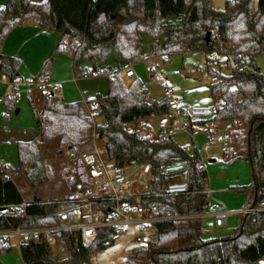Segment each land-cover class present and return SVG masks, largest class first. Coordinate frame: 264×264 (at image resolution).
<instances>
[{
	"label": "trees",
	"instance_id": "16d2710c",
	"mask_svg": "<svg viewBox=\"0 0 264 264\" xmlns=\"http://www.w3.org/2000/svg\"><path fill=\"white\" fill-rule=\"evenodd\" d=\"M28 19L37 20L43 31L61 34L54 54L72 56L76 78L89 75L86 63L96 69L97 63L104 67L112 60L110 67L116 70L108 76V95H96L85 104L61 102L54 92L43 95L42 112H36L39 135L31 142L18 144L19 166L14 171L32 189L33 198L26 217L14 213L0 216V230L56 224L54 214L61 200L50 203L35 192L49 182V158L44 156L43 146L58 139L54 156L64 158L69 153L89 150L96 135L105 143L106 162L152 166L154 179L148 186L144 206L156 203L178 216L195 217L160 224L157 240L121 264H260L264 259L263 215H244L230 236L204 239L200 217L210 206L206 189L209 176L198 148L188 153L171 136L154 142L140 140L130 124L162 117L173 105L167 97L148 102L142 81L128 82L132 86L127 88L119 72L143 60L146 36L159 40L151 56L198 52L209 57L213 51L227 50L229 74L215 71L210 61L207 65L208 74L218 77L209 85L219 109L217 119L227 125L239 121L238 127L227 132V150L222 159L227 163H249L252 183L235 189L246 193L245 208L256 206L264 200V74L258 65L259 57L264 60V0H228L224 9H216L213 0H8L0 9V43ZM208 33L210 41L206 40ZM51 62L52 59L48 64ZM21 64L19 59L0 54V73L11 82L20 77ZM45 72L46 68L42 73ZM40 78L41 75L35 77V82ZM85 105L96 110L104 122L96 123L88 116ZM174 159L188 161L192 167L190 193L184 196L163 194L167 179L159 168ZM23 202L16 181L0 171V210ZM114 234V229L102 228L95 242L86 248L79 232H64L60 241L67 251L66 258L53 256L44 240L21 244V256L25 264H92V255L107 248L106 242ZM10 250L0 241V254Z\"/></svg>",
	"mask_w": 264,
	"mask_h": 264
},
{
	"label": "built area",
	"instance_id": "2783aa9c",
	"mask_svg": "<svg viewBox=\"0 0 264 264\" xmlns=\"http://www.w3.org/2000/svg\"><path fill=\"white\" fill-rule=\"evenodd\" d=\"M223 53L224 50L222 48L220 51L211 52L209 61L216 63L218 54ZM198 71L202 70L198 69ZM119 74L125 85L128 82L134 83L138 79L133 66L124 68ZM100 75H102L101 70L91 72L93 77ZM38 85L40 88L48 86L44 79ZM34 86H36L35 83ZM14 94V97L18 95L16 86ZM166 97L173 105L172 110L161 117V122L157 129L152 127L155 117L149 119L148 122L142 121L137 125L134 124L132 131L137 134L140 140L154 142L171 136L172 132L166 121L176 120L178 127L192 140L191 145L184 147L186 152L192 153L194 147L199 148L195 139L197 135L202 134L207 141L203 146V151L207 153L210 150L209 142L219 138L220 135L225 138L229 128L232 129L239 126V121L237 120L229 125L219 121L217 119L219 109L214 103L210 105L194 104L181 106L176 104L178 100L171 98L170 93H167ZM27 98L30 102L34 101L31 93H27ZM4 101V98H0V105ZM86 110L88 116L95 118V120L98 118L96 110H93L88 105H86ZM93 139L95 147L91 151L83 154H68V157L75 163L82 162L83 167H81L86 182L84 186L79 188L78 194L58 203L54 214L56 224L30 228L19 226L0 230V240L12 236H17L23 243L44 240L51 247V251L55 253L64 232H79L82 245L89 248L97 239L98 230L102 228L115 230L113 237L106 242L107 245H111L120 239L126 228L135 225L140 232L136 239L137 242L147 247L156 240L157 228L160 224L185 221L186 216H178L170 209L164 210L156 203L150 206L143 205V200L148 194V186L154 179L153 168L150 164L143 166H119L115 164L109 166L104 159L106 156L105 145L98 144L101 140L96 135ZM225 150H227L226 146ZM199 153L205 166L204 157L201 151ZM191 168V164L188 161L178 159L161 165L159 171L167 179L163 194L169 197L189 194ZM29 205V203H23L21 205L23 210L14 214L22 218L26 217V210ZM235 214L240 216L261 214L264 217V200L260 201L256 206L244 207L236 212L229 210L215 211L214 227L224 229L228 219ZM10 215L6 211L0 213V216L3 217Z\"/></svg>",
	"mask_w": 264,
	"mask_h": 264
},
{
	"label": "rangeland",
	"instance_id": "374dc122",
	"mask_svg": "<svg viewBox=\"0 0 264 264\" xmlns=\"http://www.w3.org/2000/svg\"><path fill=\"white\" fill-rule=\"evenodd\" d=\"M226 1L228 0H213V5L216 9H224ZM66 42H68V40H66ZM154 43L155 39L147 36L145 37V47L142 52L143 60L133 66L138 79L142 81L144 88L147 90L148 102L160 101L166 98L167 93H170L171 98H176L178 100L176 102L177 105L212 104L214 98L211 95L209 85L217 82L216 80L218 77H212L208 74L207 65L209 57L198 52H187L169 57L151 56L150 52ZM228 53L229 52L226 50L223 54H218L217 62L210 63L215 71H220L226 75L230 73L226 66V55ZM258 65L264 74V60L261 57L258 58ZM87 67L91 71H97L102 70L101 68L103 66L97 63L96 69H94L89 63ZM104 67L106 68V66ZM198 69L202 71H198ZM111 70L112 72L114 71L113 69ZM84 80L86 84L91 86L92 91L105 93V96L108 95V77L95 79L91 77ZM38 83L35 82L36 88L40 89L38 90L39 100H41L43 106V95L45 94L48 96L51 89L49 86L40 88ZM132 84L130 86L126 84V87L129 88ZM32 86V89H35L34 82H32ZM80 97L82 98V96ZM41 111L40 109L39 114ZM96 122L102 124L104 121L101 118H96ZM166 123L171 132L175 133L174 135L172 134V136L180 146L186 147L192 144L191 138L178 127L176 120L166 121ZM133 128L134 124H130V129L132 130ZM97 141L99 142V140ZM195 142L199 146L198 151H201L205 160L206 170L210 177V184H207L206 189L213 192V196L210 199L212 205L214 204V207L216 206L215 210L217 212L225 210L236 212L244 208V195L238 194L231 190V188L236 186L246 187L252 183V171L249 163L246 160H237L233 163H227L222 159V153L226 146L225 138L222 137V135L208 143L210 150L207 153L203 151V146L207 141L202 134L196 136ZM98 144L105 145L103 141H100ZM58 147V139L53 140L47 146H43V154L47 159L49 158L47 164L49 182L37 188L35 191L37 195L50 203H52V200L60 199L61 201H65L74 197L78 194L79 188L84 186L86 182V178L83 174L82 162L75 163L68 155L64 158H56L54 154ZM94 147L95 141L93 139L91 148L85 152L91 151ZM10 157L11 161L17 165L18 161L15 153L14 156ZM211 160H216V162L212 163ZM16 182L18 188L22 190L25 201L30 202L34 194L32 189L26 184L22 177L18 178ZM241 217L242 216L237 214L232 215L227 221L224 229H212L210 225L213 224L214 226V222L209 225L205 223L204 219V239L230 236L240 225ZM194 218L193 216H186L184 220L186 222ZM210 219L215 221L214 218ZM139 235L140 232L137 226L132 225L126 228L119 240L115 241L104 250L92 255V264H121L134 252L145 248V245L138 243L136 240ZM53 256L59 258H66L68 256L61 241H59L58 250L56 253H53ZM260 264H264V259Z\"/></svg>",
	"mask_w": 264,
	"mask_h": 264
},
{
	"label": "crops",
	"instance_id": "0c3cea01",
	"mask_svg": "<svg viewBox=\"0 0 264 264\" xmlns=\"http://www.w3.org/2000/svg\"><path fill=\"white\" fill-rule=\"evenodd\" d=\"M31 1L34 3H43L47 0ZM7 2L8 0H0V9H4ZM60 38V33L43 31L39 28L37 20L28 19L14 27L7 34L4 41L0 43V54L19 59L22 63L20 77L15 82H11L7 76L0 73V98H4L5 100L8 97L9 99L0 105V171L5 173L6 178L10 177L15 181L18 179L14 175L15 169L19 166L18 144L31 142L39 135L36 112L39 113L43 106L41 100H39L38 90L40 89H37L36 86H34L35 89H32V82L35 83V76L41 75L40 80L44 79L46 81L51 89L50 92H54L61 102L75 103L82 101L85 104L96 95L101 94L105 96V93L92 91L91 86L86 84L84 79L108 77L113 75L116 70L114 66L110 67L112 64V60H110L106 68H101L102 75L93 77L91 76L92 71L87 67L89 63H86L85 66L87 67L86 70H88L89 75L76 78L73 74L72 56L63 52L54 54ZM155 44H159V40L155 39ZM50 59H52V62L48 64ZM45 68L47 72L42 73ZM111 69L114 71L112 72ZM15 86L18 88V95L14 97ZM27 93L32 94L33 102L28 100ZM143 122H148V120ZM172 134L174 135L175 133ZM172 134L171 137H173ZM14 153L17 156V165L11 161L10 157L14 156ZM211 162L214 163L216 160H211ZM208 184H210V177ZM231 190L238 194H243V198H245L243 203H245L246 193L236 191L235 187L231 188ZM19 191L22 194V190L19 189ZM207 193L210 199L213 196V192L207 190ZM23 203L31 204V202H26L25 198ZM22 204L1 209L0 213L2 211H6L8 214L16 213L17 211L23 210ZM215 207L214 204L212 205L210 199L209 209L200 217L202 224L204 219L205 223L209 225L214 222L210 218H214ZM210 226L212 229H217L213 224ZM0 241L3 242L5 247L11 248L10 252L0 254V264H25L21 256L20 245L23 242L20 238L12 236Z\"/></svg>",
	"mask_w": 264,
	"mask_h": 264
},
{
	"label": "water",
	"instance_id": "95a60500",
	"mask_svg": "<svg viewBox=\"0 0 264 264\" xmlns=\"http://www.w3.org/2000/svg\"><path fill=\"white\" fill-rule=\"evenodd\" d=\"M210 37H211V34L208 33L207 36H206V40H207V41H210ZM160 122H161V117H159V116L155 117V121L153 122L152 127H153L154 129H157L158 126H159V124H160ZM213 161H214V160H213ZM115 164H116V160H112V161H109V162H108V165H109V166H112V165H115Z\"/></svg>",
	"mask_w": 264,
	"mask_h": 264
}]
</instances>
